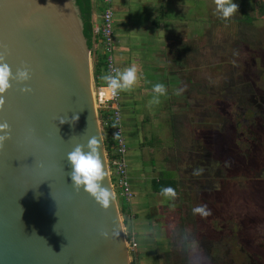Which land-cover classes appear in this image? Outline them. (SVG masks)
I'll return each mask as SVG.
<instances>
[{"label":"rangeland","instance_id":"obj_1","mask_svg":"<svg viewBox=\"0 0 264 264\" xmlns=\"http://www.w3.org/2000/svg\"><path fill=\"white\" fill-rule=\"evenodd\" d=\"M177 1L184 20L173 25L176 32L164 29V40L137 36L135 24L115 37V66L139 70L132 90L119 93L131 193L125 218L113 187L123 237L135 243L128 262L264 264V0H233L238 12L228 19L214 0ZM99 4L91 0L92 27ZM120 14L126 16L116 12L115 29L125 24ZM93 41L95 58L101 46ZM157 83L167 91L150 104ZM210 150L217 156L205 167L199 156ZM164 172L175 198L151 190ZM201 205L211 214H193Z\"/></svg>","mask_w":264,"mask_h":264},{"label":"water","instance_id":"obj_2","mask_svg":"<svg viewBox=\"0 0 264 264\" xmlns=\"http://www.w3.org/2000/svg\"><path fill=\"white\" fill-rule=\"evenodd\" d=\"M0 46L13 73L31 70L0 110L11 130L0 149V264H129L115 200L104 211L75 191L66 159L97 136L106 171L91 0H0ZM114 226L117 238L100 236Z\"/></svg>","mask_w":264,"mask_h":264},{"label":"clouds","instance_id":"obj_3","mask_svg":"<svg viewBox=\"0 0 264 264\" xmlns=\"http://www.w3.org/2000/svg\"><path fill=\"white\" fill-rule=\"evenodd\" d=\"M216 11L222 19L231 18L238 12V5L233 3V0H214ZM4 51H0V110H3L6 100L5 96L9 89L12 88V82L24 84L31 79V70L27 66L17 68L13 73L11 66L6 62L7 46H0ZM138 68L132 65L123 70L114 68L112 73L101 77L105 82L106 91L111 97H116L121 91H131L133 86L138 82ZM21 93H31L30 87H21ZM154 96L150 104H158L159 97L166 94V87L162 83H157L152 89ZM179 94V92L177 93ZM73 121L78 117H73ZM64 118L60 119V123H65ZM10 126L7 121L0 122V149H3L5 142L11 139ZM66 159L71 167L69 173L72 187L79 192L81 189L87 193L99 207L107 211L115 199L110 188L104 185L106 179V171L101 160L100 141L97 136H91L86 143L77 144L67 153ZM161 195L167 198H175L177 193L172 187L161 189ZM193 214H199L206 217L211 214L210 209L206 205L193 208ZM100 236L104 239H115L119 236V231L116 226L108 231H101Z\"/></svg>","mask_w":264,"mask_h":264},{"label":"built area","instance_id":"obj_4","mask_svg":"<svg viewBox=\"0 0 264 264\" xmlns=\"http://www.w3.org/2000/svg\"><path fill=\"white\" fill-rule=\"evenodd\" d=\"M100 10L96 25L92 27L94 35H97V43L100 44V54L103 58V76L112 73L115 66L114 50L115 37L113 32L114 16H113V0H99ZM98 122L101 121L102 113L106 112L111 119V142L104 151V161L106 166V174L108 176L109 185L113 192V187L119 192L120 198L124 202L129 201L130 183L128 180L126 168V144L122 131V113L119 103V94L111 97L106 91L105 82H96ZM101 115V116H100ZM103 124L106 123L104 119ZM112 182V183H111ZM128 235V234H127ZM125 238V237H124ZM125 241V239H124ZM135 246L134 239L126 238V251H131Z\"/></svg>","mask_w":264,"mask_h":264},{"label":"crops","instance_id":"obj_5","mask_svg":"<svg viewBox=\"0 0 264 264\" xmlns=\"http://www.w3.org/2000/svg\"><path fill=\"white\" fill-rule=\"evenodd\" d=\"M131 3V5H129ZM167 7V9H170V12H163L162 8ZM113 9H114V17L116 16V12L124 11L126 16L123 17L121 14L118 18L120 20L119 22L125 23L124 26H121L120 24H117L116 29L113 28L114 37L121 36L123 37L128 28V24L134 25L135 30H138V35L140 36L143 33L152 36L151 34L155 35L158 39L163 37L161 36V33L167 30V28L170 26V28H173L176 26V23L180 20H184V17L177 16L176 13H179L182 11L183 7H180L177 0H113ZM186 9H188L186 7ZM149 11L146 15H142V12ZM174 13V14H172ZM141 16V24L139 25V22L136 24V20H138V16ZM170 15V16H168ZM169 17V18H168ZM162 19H168L169 23H163L160 22ZM129 20V21H128ZM97 21V19H96ZM117 21V20H116ZM128 21V23H127ZM115 26V21H114ZM162 29V31H161ZM172 31V30H171ZM167 32V31H166ZM172 32H176L175 30ZM154 36H152L153 38ZM134 40V39H133ZM164 40V39H163ZM118 67V66H117ZM137 166V162H134Z\"/></svg>","mask_w":264,"mask_h":264},{"label":"trees","instance_id":"obj_6","mask_svg":"<svg viewBox=\"0 0 264 264\" xmlns=\"http://www.w3.org/2000/svg\"><path fill=\"white\" fill-rule=\"evenodd\" d=\"M98 7H99L98 10H100V6L99 5H98ZM91 8H92V6H91ZM258 9L259 10L264 9V5L262 4L261 6H259ZM93 37L96 38L97 35L93 34ZM94 62H95V78H96V82H100V81H102L101 77L103 76V58H102V56L101 55H99V56L97 55L94 58ZM101 118L106 121V123L103 124L102 123L103 120L101 119V123L103 124L104 129L106 130L107 140L105 142L104 147L107 149L108 145L111 142L110 127H111V124H112L111 122L112 121H111V119L109 118V116H108V114L106 112L102 113V117ZM165 187L175 188L174 187V181L172 180V177H171L170 173H165L164 172V175H162L160 178H158V179L156 178V179H152L151 180V190L153 192H161V189L165 188ZM118 207H119V213L123 216V218H125L126 213H128V203L124 202V200L120 198ZM123 221H124L125 224L127 223L126 219H123L122 223H123ZM129 263L130 264H134L132 259L129 261Z\"/></svg>","mask_w":264,"mask_h":264},{"label":"flooded vegetation","instance_id":"obj_7","mask_svg":"<svg viewBox=\"0 0 264 264\" xmlns=\"http://www.w3.org/2000/svg\"><path fill=\"white\" fill-rule=\"evenodd\" d=\"M202 144H203V146H205V147H206L207 145H209V144L211 145V140H208L207 143H206V139H204V141H203ZM205 147H204V148H205ZM209 147H210V146H209ZM210 148H211V147H210ZM213 150H214V149H213ZM210 151H211V150H210ZM210 151H209L210 154H209L208 156H199V158H202V159L204 158L205 160H207L206 162L203 160V164H201V165H204L205 167L209 166V160H211V158L216 159V156H217V155L214 153V151H213V152H212V151L210 152ZM212 153H213V154H212ZM201 165H200V166H201Z\"/></svg>","mask_w":264,"mask_h":264}]
</instances>
